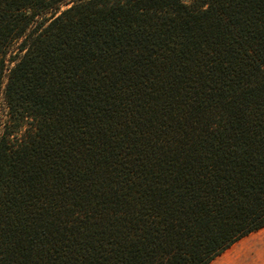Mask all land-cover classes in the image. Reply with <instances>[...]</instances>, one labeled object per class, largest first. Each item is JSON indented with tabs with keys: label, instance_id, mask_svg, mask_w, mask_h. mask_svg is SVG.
Here are the masks:
<instances>
[{
	"label": "trees",
	"instance_id": "trees-1",
	"mask_svg": "<svg viewBox=\"0 0 264 264\" xmlns=\"http://www.w3.org/2000/svg\"><path fill=\"white\" fill-rule=\"evenodd\" d=\"M1 98L0 264H209L264 226V0H0Z\"/></svg>",
	"mask_w": 264,
	"mask_h": 264
},
{
	"label": "crops",
	"instance_id": "crops-1",
	"mask_svg": "<svg viewBox=\"0 0 264 264\" xmlns=\"http://www.w3.org/2000/svg\"><path fill=\"white\" fill-rule=\"evenodd\" d=\"M209 264H264V226L240 238Z\"/></svg>",
	"mask_w": 264,
	"mask_h": 264
},
{
	"label": "rangeland",
	"instance_id": "rangeland-1",
	"mask_svg": "<svg viewBox=\"0 0 264 264\" xmlns=\"http://www.w3.org/2000/svg\"><path fill=\"white\" fill-rule=\"evenodd\" d=\"M14 49V51H12V48L6 53V64H8L9 66H11L12 64H13V62L12 63H10V58H12L13 56H15L16 57V53H18V51H17V49H15V48H13ZM1 106H2V119H5V115H4V113H5V104H4V100H3V98H1Z\"/></svg>",
	"mask_w": 264,
	"mask_h": 264
}]
</instances>
